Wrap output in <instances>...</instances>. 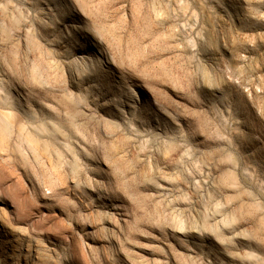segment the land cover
<instances>
[{
    "label": "rangeland",
    "instance_id": "374dc122",
    "mask_svg": "<svg viewBox=\"0 0 264 264\" xmlns=\"http://www.w3.org/2000/svg\"><path fill=\"white\" fill-rule=\"evenodd\" d=\"M0 111V264H264V0H0Z\"/></svg>",
    "mask_w": 264,
    "mask_h": 264
},
{
    "label": "bare ground",
    "instance_id": "6f19581e",
    "mask_svg": "<svg viewBox=\"0 0 264 264\" xmlns=\"http://www.w3.org/2000/svg\"><path fill=\"white\" fill-rule=\"evenodd\" d=\"M79 59L81 61L86 62L88 59H90V56L88 53L84 52ZM12 133V122L9 113L1 112L0 111V139L2 142L7 141L10 138V135ZM17 140L14 144V150L16 152L20 151V147L22 146L23 142L26 141L29 144H34L37 142L36 137L32 134L29 136L23 135V127L19 126L17 129Z\"/></svg>",
    "mask_w": 264,
    "mask_h": 264
}]
</instances>
